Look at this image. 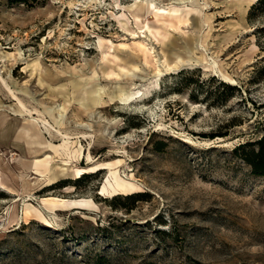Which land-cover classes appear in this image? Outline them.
Instances as JSON below:
<instances>
[{"label":"rangeland","instance_id":"1","mask_svg":"<svg viewBox=\"0 0 264 264\" xmlns=\"http://www.w3.org/2000/svg\"><path fill=\"white\" fill-rule=\"evenodd\" d=\"M149 3L194 11L159 29L163 38ZM253 4L0 0V76L51 123L61 111L62 131L94 134L97 163L122 159L120 176L139 189L100 194L107 169L76 177L88 150L81 137L66 169L56 157L53 174H31L20 161L53 153L31 151L36 115L0 81V181L9 187L0 188V264H264V175L244 160L264 135V8ZM176 57L185 62L165 71ZM118 88L131 101L110 99ZM49 176L58 182L42 188ZM50 197L90 202L52 207Z\"/></svg>","mask_w":264,"mask_h":264},{"label":"bare ground","instance_id":"2","mask_svg":"<svg viewBox=\"0 0 264 264\" xmlns=\"http://www.w3.org/2000/svg\"><path fill=\"white\" fill-rule=\"evenodd\" d=\"M257 0H249V5L255 3ZM243 0H235V4L241 6ZM148 9H152V12L155 16L156 23L158 24L157 28H155L154 33L157 35L162 36L163 38H166L167 32L164 31V33H160L159 29H165V25H168L169 27L177 29V25L184 24L188 21V15H190L194 9L193 8H186V9H180L176 7H156L153 3H149ZM135 18H138L137 15L134 16ZM147 30L150 33H153L152 29L149 26H146ZM232 28V27H231ZM231 30H234L232 28ZM102 42V40H100ZM139 50L143 53L144 61L147 63V54L149 52V49L146 47L144 43H138ZM194 50L201 51L202 47L196 45L194 47ZM191 46H186V51L188 53L195 52ZM177 60L173 65L166 62V60L163 61L165 65H163V68L165 71L176 69L181 64H183L185 61L180 58L176 57ZM205 60V57L203 54H200V56H195L192 59H189L187 62L193 61L195 64L201 63ZM163 72V69L160 67H156L155 73L157 76L161 75ZM0 81L4 88L8 90V92L11 94V96L17 101L18 109L21 112H24L26 115H29L30 117H33L36 115V117H33L30 120L31 125L33 126L34 131V137L30 136L31 139H34V141H30L29 145L31 148V151L33 153L39 152L42 149H45L52 152L53 154H46L43 158H36L32 161H20L23 166L31 168V174H35L37 176H44L48 174H53V171L55 170L56 166V157H58L62 161V165L64 166L63 169H66L69 166V162L72 158L76 157V154L82 153V145L79 144V148H72L71 139L81 137L83 139H89L88 141V150L85 154V160L86 165L85 166H74L73 172L76 175V177H80L82 174H86L89 172H100L101 170H108L109 176L107 177L100 194L108 195V196H116L120 194H133L136 192H139L138 185L130 180H125L120 176V170L119 166L123 163V160L118 158L113 162H106V163H97V160L95 157L92 156L90 152L91 144L94 142V134L92 133H82L81 135L77 136H71L69 133L64 132L59 127L62 122V113L61 111L58 112L57 117H53L54 123H51L46 116L44 115L43 111L28 108L25 103L10 89L6 81L0 76ZM134 97V94H126L123 89L118 88V91L115 95L110 96V99L117 98L123 103H128L131 101V99ZM102 101L101 99H96L93 101L94 104L99 103ZM51 117V116H50ZM52 118V117H51ZM162 125V124H159ZM43 128L45 131L43 132L41 130ZM48 133L50 136H59L62 139V143L59 145L53 144L49 141H42L44 138L43 133ZM26 133H29L28 130H26ZM186 141L195 143L191 137L186 136ZM205 144H209V142H205ZM32 145V146H31ZM28 164V166H27ZM21 180H25V175H20ZM46 184L42 187L45 188L47 186L53 185L54 183L58 182L52 177H48L46 180ZM0 188L9 189V187L5 186L2 181H0ZM46 199H44L45 201ZM50 204L52 207H61V208H86L90 202V200L86 199H71L67 200L60 197H50ZM29 206V205H28ZM29 208L26 207L24 210V216L27 214Z\"/></svg>","mask_w":264,"mask_h":264},{"label":"trees","instance_id":"3","mask_svg":"<svg viewBox=\"0 0 264 264\" xmlns=\"http://www.w3.org/2000/svg\"><path fill=\"white\" fill-rule=\"evenodd\" d=\"M256 6H261L264 8V0H257L255 4L252 5L251 10L256 7ZM251 10L249 14H251ZM251 142H246L239 144L234 148L235 152H238L240 150H243L245 147L250 145ZM258 146V150H251L250 153L246 154L244 157V160L250 165L252 170L259 174V175H264V135L261 136L260 139L254 142ZM132 196L128 195L125 196L124 199H131Z\"/></svg>","mask_w":264,"mask_h":264}]
</instances>
